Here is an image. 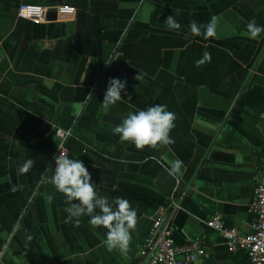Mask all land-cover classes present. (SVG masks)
<instances>
[{"label": "crops", "instance_id": "0c3cea01", "mask_svg": "<svg viewBox=\"0 0 264 264\" xmlns=\"http://www.w3.org/2000/svg\"><path fill=\"white\" fill-rule=\"evenodd\" d=\"M21 3L48 8L47 21L20 17ZM63 4L75 13L60 17L54 9ZM169 15L179 32L166 29ZM213 15L216 37L190 34V21ZM253 19L264 26V0H0V264H138L152 216L173 193L180 207L169 233L180 245L201 242L205 255L194 264H253L207 224L220 215L224 227L245 234L255 220L264 32L248 38ZM205 51L211 61L197 67ZM139 71L146 75L137 81ZM109 78L127 85L105 110ZM156 104L176 115L175 143L141 150L113 134L129 112ZM58 129L69 131L65 139ZM63 149L84 163L100 195L136 209L126 255L108 250L107 229L89 216L79 227L65 223L70 204L47 182ZM27 159L35 164L21 175ZM176 159L183 166L173 176L167 169Z\"/></svg>", "mask_w": 264, "mask_h": 264}, {"label": "clouds", "instance_id": "9594fccd", "mask_svg": "<svg viewBox=\"0 0 264 264\" xmlns=\"http://www.w3.org/2000/svg\"><path fill=\"white\" fill-rule=\"evenodd\" d=\"M219 18L213 15L206 24H198L190 21L189 31L193 36H202L204 39L214 38L217 35ZM165 27L170 31L179 32L181 25L174 16L169 15L164 21ZM246 35L250 39H256L264 32V26H259L253 19L246 25ZM211 61V54L205 51L202 58L197 60L199 67ZM146 73L139 71L135 76L137 81L143 79ZM127 81L119 78H109L104 94L103 108L107 110L110 105L121 100V93L126 89ZM89 96H92L89 94ZM175 113L167 110V105L156 104L138 112H129L118 125L113 126L112 132L118 135L120 141L131 142L137 149L146 146L156 148L158 145L175 143L170 137V132L175 128ZM55 167L53 175L47 180L57 191L64 194L66 202L70 206L66 209L68 216L65 223H73L79 227L82 216H89V223L95 227L107 229L106 246L109 251L119 249L122 255H126L130 249L131 230L137 224V211L130 202L123 197H116L109 201L98 193L96 184L92 181L90 172L79 159L70 158L67 153L59 152L54 156ZM32 159L25 160L18 166V173H28L34 166ZM183 166V161L176 159L167 169L170 175H177ZM19 188L13 186L12 191ZM52 197H48L50 203ZM98 210V211H97ZM28 240L32 237L28 236ZM27 246V245H26Z\"/></svg>", "mask_w": 264, "mask_h": 264}, {"label": "built area", "instance_id": "2783aa9c", "mask_svg": "<svg viewBox=\"0 0 264 264\" xmlns=\"http://www.w3.org/2000/svg\"><path fill=\"white\" fill-rule=\"evenodd\" d=\"M48 10L41 5L21 3L18 15L34 23H41L47 21ZM55 10L62 18L69 17L76 11L75 7L66 4L59 5ZM57 134L65 139L69 131L58 129ZM62 152L66 153L64 149ZM174 197L173 193L170 203L160 207L152 216L151 226L137 256L138 264H194L198 257L205 255V249L199 240H190L180 245L170 235L169 225L173 212L180 207ZM250 210L255 220L249 233L244 234L235 227H224L220 215L213 216L207 224L224 233L229 250H243L253 264H264V158L261 161Z\"/></svg>", "mask_w": 264, "mask_h": 264}, {"label": "water", "instance_id": "95a60500", "mask_svg": "<svg viewBox=\"0 0 264 264\" xmlns=\"http://www.w3.org/2000/svg\"><path fill=\"white\" fill-rule=\"evenodd\" d=\"M55 10V9H54ZM56 11V10H55ZM50 12V11H49ZM49 12H48V14H49ZM57 13V12H56Z\"/></svg>", "mask_w": 264, "mask_h": 264}]
</instances>
